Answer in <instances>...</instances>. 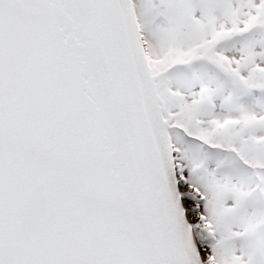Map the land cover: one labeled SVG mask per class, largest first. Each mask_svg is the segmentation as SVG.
Returning a JSON list of instances; mask_svg holds the SVG:
<instances>
[{"label": "snow or ice", "instance_id": "snow-or-ice-1", "mask_svg": "<svg viewBox=\"0 0 264 264\" xmlns=\"http://www.w3.org/2000/svg\"><path fill=\"white\" fill-rule=\"evenodd\" d=\"M0 264H264V0H0Z\"/></svg>", "mask_w": 264, "mask_h": 264}]
</instances>
